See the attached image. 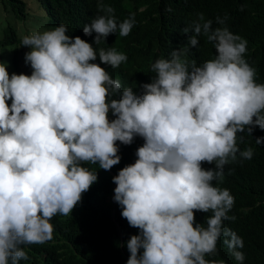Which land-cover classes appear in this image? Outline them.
Wrapping results in <instances>:
<instances>
[{"label":"clouds","instance_id":"1","mask_svg":"<svg viewBox=\"0 0 264 264\" xmlns=\"http://www.w3.org/2000/svg\"><path fill=\"white\" fill-rule=\"evenodd\" d=\"M157 3L176 47L151 62L145 79L133 80L140 95L121 91L91 63L98 55L112 68L125 65L129 56L110 40L130 36L138 23L102 2L90 18L88 5L72 0L66 23L78 22L86 36L96 34V45L107 39L113 48L67 35L75 30L54 22L44 5L54 30L21 41L32 49L25 54L32 74L10 75L0 63V264H20L29 259L22 246L52 240V218L72 214L98 180L83 165L111 170L121 162L117 141L131 145L136 136L145 141L137 160L113 177L122 217L140 230L126 242L127 264L247 262L236 217L228 215L234 197L212 182L223 181L230 160L252 159L253 148H238V133L264 134V34L231 0H220L213 17L199 12L205 0ZM206 45L212 57L200 62L196 50ZM204 162L215 168L205 170ZM197 211L211 213L207 227L196 225Z\"/></svg>","mask_w":264,"mask_h":264},{"label":"trees","instance_id":"2","mask_svg":"<svg viewBox=\"0 0 264 264\" xmlns=\"http://www.w3.org/2000/svg\"><path fill=\"white\" fill-rule=\"evenodd\" d=\"M46 6L48 15L56 23H66L69 4L72 0H35ZM89 7V17L95 15L99 2L113 6L117 17L124 19L134 14L138 21L130 36L112 38L110 43L120 51L127 53L128 62L119 70L100 61L99 56L91 63L99 64L109 72L110 76L121 83V91L132 88L137 95L143 88L133 83L137 77L145 79L151 62L167 55L176 47L169 38L162 23L160 7L157 0H78ZM243 13L246 24L261 30L264 34V0H231ZM141 8H145L140 11ZM220 8V0H205L199 12L213 17ZM44 19L39 18L30 3L26 0H0V56L11 63L16 74L21 72V63L25 62V54L30 47H22L24 36L32 35L30 31L41 27ZM63 24V25H64ZM61 24H57L58 27ZM66 25L74 32L72 37L79 36L94 48L110 47L102 40L94 43L96 34L86 36L78 22L70 21ZM35 34V33H34ZM212 57L210 45L199 47L194 58L200 62ZM3 63V62H2ZM110 98H119V94H111ZM109 119L115 117L109 112ZM264 134L254 130L252 135L237 134V146L243 151L247 147L254 149L250 161L240 165L229 162L224 169L222 182L213 181L214 187L228 189L235 203L229 216H235L234 232L244 241V249L248 255L245 264H264V144H257L256 139ZM145 143L142 137L136 136L131 145L117 141L118 155L121 162L111 170H103L99 165L85 164L90 171L97 172L98 180L83 193L82 200L68 216L56 215L50 223L54 226L53 239L44 244L22 246L29 259L20 264H127L130 253L126 242L132 235H138L139 229L133 228L122 217L121 206L114 201L113 177L125 166L137 160V149ZM239 154H237V158ZM205 170L214 169L215 164L202 163ZM211 213L197 211L196 225L207 227L206 220ZM143 250H141L142 252ZM207 261L209 259L205 258Z\"/></svg>","mask_w":264,"mask_h":264},{"label":"rangeland","instance_id":"3","mask_svg":"<svg viewBox=\"0 0 264 264\" xmlns=\"http://www.w3.org/2000/svg\"><path fill=\"white\" fill-rule=\"evenodd\" d=\"M28 3H30L35 11V14L37 16H39V18H43L44 19V22L43 24L41 25V27L39 28H36L35 30L33 31H30L31 34H34V33H43L45 31H49V30H54V28L50 27L49 25L52 24V21L51 19L48 17L46 11H45V8L44 6H41L37 1L35 0H26ZM26 52L28 53V50H26ZM5 63L7 66H8V71H9V74L11 75L12 73H14L12 67H11V63L9 62L8 60V56H7V59H3L1 56H0V63ZM21 72L23 74H26V75H31L32 74V71L33 69L31 68L30 64H26V63H21ZM9 105L11 104V101L8 102Z\"/></svg>","mask_w":264,"mask_h":264}]
</instances>
